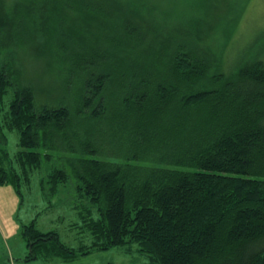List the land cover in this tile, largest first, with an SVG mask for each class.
I'll use <instances>...</instances> for the list:
<instances>
[{"label":"trees","instance_id":"1","mask_svg":"<svg viewBox=\"0 0 264 264\" xmlns=\"http://www.w3.org/2000/svg\"><path fill=\"white\" fill-rule=\"evenodd\" d=\"M248 2L21 0L0 9V114L2 99L11 94L0 117L7 163L0 161V184L11 183L21 194L29 174L45 169L50 170L40 179L45 196L73 179L86 199L75 205L87 211L80 215L85 241L72 247L33 219L23 227L30 253L21 260H68L136 244L149 264H264V56L254 54L260 37L236 56L229 77L220 70ZM67 9L79 24L61 48L64 66L76 77L77 97L71 105L40 103L19 81L13 49L27 33L49 36L55 18ZM78 34L85 38L79 41ZM194 84L202 85L194 90ZM218 94L222 103L233 102L230 116L217 118L212 108L207 115L188 114L189 104ZM184 114L192 118L187 170L163 164L138 174L126 163L83 157L84 151L95 153L92 130L99 121H115L110 126L117 145L125 129L142 142L155 136L158 120L171 127L162 129L166 134L171 129L176 134L175 122L184 124L178 118ZM123 116L131 118V127L123 125ZM5 129L20 134L24 150L15 154L18 164L3 148ZM73 141L74 146H59ZM47 149L68 154L53 166ZM45 185H51L47 192Z\"/></svg>","mask_w":264,"mask_h":264},{"label":"rangeland","instance_id":"2","mask_svg":"<svg viewBox=\"0 0 264 264\" xmlns=\"http://www.w3.org/2000/svg\"><path fill=\"white\" fill-rule=\"evenodd\" d=\"M20 1L0 0V9L2 7L12 8L15 2L18 4ZM74 15L73 10H64L60 16L55 18L54 27L49 36H43L40 31L27 33L13 49L19 60V65L15 68L19 74V81L23 86L27 87L28 85L32 89L36 100L40 103L66 102L71 105L76 100V77L73 71L66 65L64 66L65 53L61 48V41L65 42L68 37L67 33L76 32L73 31V27L79 24L77 23L78 17L70 19ZM94 23L96 22L94 21ZM87 27L90 32L91 26L87 25ZM256 37H260V45L254 54L262 53L264 56V0H249L241 20L230 38L220 64V70L225 72L227 77L238 60L236 56L243 52ZM78 38L81 41L85 36L78 34ZM199 87L194 84L192 88L196 90ZM10 96L11 94L8 92L2 99L3 109L0 117L6 113ZM218 99H220L219 94L216 97L203 100L199 104L197 102L195 106L189 104L190 108H186L187 112L194 118L195 114L200 112L207 115L212 108L211 112L215 109L213 112L216 111L217 118L220 116L225 119L230 116L229 113H231L234 104L228 100L222 103ZM191 117L185 114L178 117L184 124H176L178 120L175 122L174 127L176 128L173 130L177 131L176 134L172 133V129L166 134L162 129L171 127L158 120L156 125H160L161 130L155 136L150 135L144 142L135 137L133 132L130 135V130L125 129L127 134H123L124 137H118L117 145H112L114 136L110 126V124H115V121L104 119L95 124L92 130L95 153L84 151L83 157L97 158L116 164L126 163L131 165L138 174L145 173L150 167L163 164L170 169L187 170L190 168L191 148H185V145L189 144L186 138L187 131L191 128L189 127ZM130 119L129 116L128 118L123 116V125L131 127ZM5 133L8 136L6 145L3 146L5 153L13 158L11 159L13 164H18L15 154L24 150L19 143L20 134L15 129H5ZM61 143H59L61 147L64 145L70 147L74 141L68 145ZM119 143L121 144L119 145ZM60 150H45L49 152L51 158L49 162L53 163V166L61 165V154L62 158L68 154L67 149ZM0 161L4 163L3 165L7 164L5 163L6 159H2L1 156V145ZM49 171L36 169L29 174L27 184H23L20 188L21 194L11 183L0 184V264H149L148 257L137 250L136 244L94 250L68 260L56 256H39L28 261L21 260L27 258L30 253L23 235V227L33 219L36 220V226L40 230H55L60 239L72 247L79 246L86 238V233L80 226L84 222L80 215H86L87 211L82 210L81 207L82 211L78 212V208L75 207V205L80 206L81 203H86V199L74 189L75 181L73 179H70V183L59 182L56 192L52 196H45L46 193L41 192L40 179L42 175L46 177ZM46 179L44 178V180ZM49 187L51 188V185H45L44 190L46 189L47 192ZM96 215L97 212L93 209L90 216Z\"/></svg>","mask_w":264,"mask_h":264}]
</instances>
